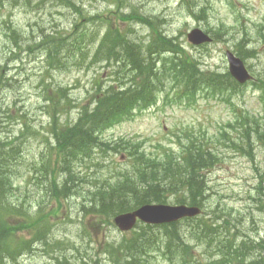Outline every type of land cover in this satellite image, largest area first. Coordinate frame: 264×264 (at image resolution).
I'll return each instance as SVG.
<instances>
[{"label": "rangeland", "instance_id": "1", "mask_svg": "<svg viewBox=\"0 0 264 264\" xmlns=\"http://www.w3.org/2000/svg\"><path fill=\"white\" fill-rule=\"evenodd\" d=\"M60 1L0 0V141L9 143L6 150L14 151L10 162H0V171L7 172L0 176L8 178V197L0 198V210H9V226L20 227L13 239L29 241L26 250L12 256L2 253L0 264H58L65 259L82 264L87 256L99 259V264H115L107 253L111 243L119 248L115 254L121 264L122 242L133 241L135 234L121 232L113 220L100 222L99 216L85 214L80 194L53 195L47 180L58 175L55 160L47 178L42 171L51 128L75 125L82 113L94 109L99 92L129 86L137 79L129 68L126 80L117 77L115 64L96 54L110 30L116 31L115 37L143 43L150 41L149 35L155 39L159 30L177 43L176 51L221 74L228 71V49L244 60L254 77L246 85H237L222 96L204 82L187 92L185 77L173 82L167 76L155 85L153 104L131 110L102 136L111 143L136 145L139 154L159 158L168 153L182 156L190 143L209 148L218 163L206 171L207 217L228 234L238 233L239 241L258 243L264 236L260 204L264 197L257 191L264 186V0H70L79 7L77 11ZM128 13L144 15L152 24L137 22ZM194 28L212 34L214 42L194 47L187 38ZM56 46L64 50L52 57L49 51ZM172 57L167 52L159 54L157 69L163 70ZM246 118L259 122L260 138L254 133L251 141L245 139L239 127ZM27 132L32 137L23 145L21 138ZM126 154L124 150L96 151L93 162L103 160L105 166L96 169L92 179L116 177L129 163ZM78 170L90 177L95 168L79 166ZM178 199L181 196H170L167 203L178 204ZM230 216L239 222L230 223ZM176 227L182 240H171L158 226L147 231L142 241L150 243V248L143 264H213L219 258L217 240L204 241L191 234L198 229L196 223L182 221ZM40 231L44 237L38 240ZM183 240L190 245L188 254L182 252ZM254 251V259H264V242Z\"/></svg>", "mask_w": 264, "mask_h": 264}, {"label": "trees", "instance_id": "2", "mask_svg": "<svg viewBox=\"0 0 264 264\" xmlns=\"http://www.w3.org/2000/svg\"><path fill=\"white\" fill-rule=\"evenodd\" d=\"M25 1L29 2L31 0ZM42 1L44 2V0ZM62 2L73 6L76 11L79 9L77 4L70 0H62ZM157 31L158 34H156L154 42H158V47H156L158 50L155 48L150 51L156 50L157 53H171L173 54V61H165L163 70L161 68L157 69L158 62L156 63L152 59L148 60V54L139 50L138 43L135 40L123 41L120 46L122 49L121 53H124L125 56L123 57L120 53L116 54L114 48L109 50L112 54H109L111 60H108H110V63L112 61L114 64L121 66L122 71L124 70V72L121 73L120 71L117 74L119 78L126 80L127 73L125 70L129 68L131 74L137 79L133 83L128 82L129 86L121 88L113 86L104 92H99L94 109L82 113L75 125L51 128L52 134L48 141L49 154L43 158L42 171L46 173L44 177L47 178V175L52 171L51 166L53 167L55 160V167L53 168L58 171V175H54V180H47L53 185V195L57 194V197H59L68 196L69 194H80L84 201L82 208L85 214L99 216L101 218L98 219L100 222H108V220H112L114 216L120 213L133 211L146 204L165 203L173 195L181 196L177 203L198 205L206 203L208 198L210 186L206 171L218 163V157L209 148H204L201 143L195 147L191 143L186 145L182 156L168 153L165 158H159L148 156L146 153L139 154L136 152L131 157L127 155L128 152L125 150L127 145H123L122 141L111 143L105 141L102 137V133L109 126L122 118L124 119L131 110L153 104L156 94L155 85L157 82L162 83L167 79V76L173 82H180L179 78L185 77L184 83H189L186 87L187 92L193 91L192 87L201 82L206 83L207 89H212L211 86L213 84L226 86L224 93L237 86V83L228 72L221 74L213 71L207 75L201 69L202 63L200 61L190 55L181 53L180 50L172 49V41L161 35L159 30ZM110 34V32H107L105 36ZM111 40L103 42L98 50L100 51L106 45H111ZM98 50L97 53L99 52ZM168 65H171V67L168 68ZM258 123L255 119L246 118L243 126L239 127L244 131L245 139L248 142L252 140L254 133L260 132L261 125ZM260 137L261 133L255 136V138ZM8 144L0 141L1 165H4L5 162H10L14 158L11 153V151L14 153L13 149H5ZM237 147L239 149L242 148L241 145ZM109 150L116 153L122 150L126 151L127 154L124 156L129 160L128 165L116 177L98 176V178L92 179V176L96 174V169L101 170L105 166L103 160L94 163L93 154L96 151L105 153ZM79 166H85L87 169L93 167L95 171L90 177H87L86 175H81V170H78ZM0 175H7V172L0 171ZM60 175L63 176L61 182L57 180ZM7 179V177L2 179L0 176V198L6 197L8 194L6 190ZM84 185L85 190L82 188ZM257 191L261 197H264V186L259 187ZM260 204L264 208V200H261ZM1 210L0 261L3 258L2 253L12 256L20 249L26 250L29 244V241L20 243V241L13 239L14 231L20 227L9 226L7 223L9 210L4 207ZM210 218L212 217L208 218L204 211L202 216L186 219L185 221L196 223L198 229L196 233L192 232V234H195L198 239L209 242L218 241L219 258L213 260V264H264V259H254L255 254L251 256V253L240 245L242 239L239 241L238 233L228 234L221 229L222 226L217 221L214 222ZM46 220L47 218H45ZM228 220L230 223L233 220L239 222V220L231 218V216ZM178 224L179 222L173 223L170 225L172 227L162 225L159 228L171 240L175 238L182 240L180 231L173 229ZM138 227L140 230L133 231L135 234L133 241H125L121 244L120 250L124 253V260L120 261L121 264H141L143 255H148L150 243L142 241V239L147 237L148 232L143 224H139ZM149 227L151 229L153 226L149 225ZM204 233H208V236H205ZM218 234L221 235L216 237ZM43 237V233L40 231L37 239L40 240ZM166 245L167 247L171 246L168 243ZM118 249V246L112 243L107 248V253L113 257L115 264H119L116 261L115 254ZM189 249L191 248L187 243L184 245L182 252H187L188 254ZM89 258V256L83 258L85 260L82 264L100 263L99 259L89 260ZM222 258L223 261L221 260ZM58 264L70 263L65 259L58 260Z\"/></svg>", "mask_w": 264, "mask_h": 264}, {"label": "water", "instance_id": "3", "mask_svg": "<svg viewBox=\"0 0 264 264\" xmlns=\"http://www.w3.org/2000/svg\"><path fill=\"white\" fill-rule=\"evenodd\" d=\"M188 39L196 45L207 43L212 40L211 37L200 28L193 29L188 34ZM227 57L230 63V71L234 77L241 83L251 78L242 59L235 56L230 51L227 52ZM200 213L201 209L194 206H172L168 204L145 205L135 211L117 216L115 222L120 229L130 230L134 227L138 219L146 223L161 224L177 221L184 217H193Z\"/></svg>", "mask_w": 264, "mask_h": 264}, {"label": "bare ground", "instance_id": "4", "mask_svg": "<svg viewBox=\"0 0 264 264\" xmlns=\"http://www.w3.org/2000/svg\"><path fill=\"white\" fill-rule=\"evenodd\" d=\"M60 3L63 5V6H66V8H70V5L66 4L65 2H62L60 1ZM127 15H129L132 19H136L137 22H141L142 24H147V26L149 27L150 24H152V19L148 18V17H145L144 15H138V14H135V13H128ZM127 15H124V17H128ZM97 16V15H96ZM157 19H159V17H157ZM134 32V31H133ZM150 37V41L148 43H143V42H137L138 43V48L139 50L141 51H144L148 54V60L149 59H154V61H156V57L163 53V52H159L157 53L156 50H158V47L157 46V41L154 42V39L152 38L151 35H149ZM133 39L131 38H120V37H115L112 39V44L111 45H106L103 49H101L97 55L100 56L101 58H103L104 60L108 61V63L111 65V64H114L112 61L111 63L109 62L111 59L109 58V54L111 55L112 53L109 51V50H112L115 48L116 50V54L120 53L123 57L125 56L124 53H121V43L123 41H131ZM75 42L77 41H74L73 44L71 45L72 47L75 45ZM156 50H153V51H150L151 49H155ZM178 48V45L177 43L173 42V45H172V49H176ZM73 49V48H72ZM72 49L70 51H72ZM64 50V47L63 46H56V47H52L49 51V54L52 56V57H55L57 55V53L59 51H62ZM115 54V55H116ZM119 54V55H120ZM114 55V54H113ZM110 59V60H108ZM115 69H116V76L118 77L117 74H119V72L121 71L124 72V70L122 71L121 70V66H118L115 64ZM201 69L208 75L210 73H212L213 71H209L208 69L206 70V68L203 66V63L201 64ZM212 90L217 93V94H223L224 91L226 90V86H218L213 84L212 86ZM38 135H44V133H42L41 131H38ZM32 137V135L30 134V132H27L26 134H24L21 138V142L23 145L27 144L29 141H30V138ZM129 156H133V153L136 154V152L139 151V148L138 146L136 145H128L125 149ZM126 152V153H127ZM206 204L208 205L209 203L206 201V203H204L203 205H198V204H192V206L194 207H197L199 209H201L202 211H206ZM84 212V211H83ZM143 226H145L144 228H146L147 231H149L150 227H149V224L148 223H144ZM148 228V229H147ZM177 227L173 228V229H176ZM145 230V231H146ZM192 234V233H191ZM205 236H208V233H204ZM264 242V236L261 237V239H259V242L258 243H254V241H248V240H244L240 243L241 246L245 247L248 252L251 253V256H253V252L254 250H256L258 248V246ZM188 243V240H183L181 242V246H184ZM246 244H247V247H246ZM258 245V246H256ZM167 246V245H166ZM190 246V245H189ZM143 257H142V261L140 262L141 264H143Z\"/></svg>", "mask_w": 264, "mask_h": 264}]
</instances>
